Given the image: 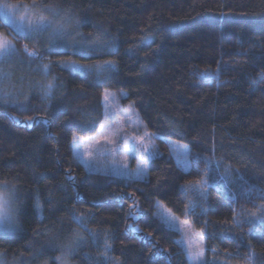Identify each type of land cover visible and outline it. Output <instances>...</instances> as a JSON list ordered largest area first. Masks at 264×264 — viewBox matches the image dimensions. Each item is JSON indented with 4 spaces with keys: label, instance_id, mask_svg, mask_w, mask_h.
Segmentation results:
<instances>
[{
    "label": "trees",
    "instance_id": "obj_1",
    "mask_svg": "<svg viewBox=\"0 0 264 264\" xmlns=\"http://www.w3.org/2000/svg\"><path fill=\"white\" fill-rule=\"evenodd\" d=\"M3 2L56 9L74 26L66 20L71 38L41 49L53 58L50 99L46 86L27 84L17 106L0 98V185L14 191L20 224L0 235V256L18 264H188L178 234L158 216L160 203L186 217L223 261L264 264V0ZM0 36L29 58L24 47L33 41L1 19ZM93 43L102 50L88 58L59 50ZM63 61L115 68L82 75ZM104 92L123 94L118 104L157 137L160 155L146 179L88 173L72 156L74 136L98 131ZM169 142L187 147V170ZM199 182L207 184L202 195L191 189Z\"/></svg>",
    "mask_w": 264,
    "mask_h": 264
},
{
    "label": "rangeland",
    "instance_id": "obj_2",
    "mask_svg": "<svg viewBox=\"0 0 264 264\" xmlns=\"http://www.w3.org/2000/svg\"><path fill=\"white\" fill-rule=\"evenodd\" d=\"M3 4L13 5L5 2H3ZM46 9L47 8L36 6L31 9L29 15L31 16L34 13L45 16L52 21L53 25L63 24L67 34L52 37V28H49L43 33L37 35H23L33 41L31 46L40 53L42 47L46 46V44L55 46L61 43L62 40H69L71 34L68 26L69 24L72 27L74 26L73 22L69 21L71 20L70 18L62 16L56 9L51 8L54 12L46 11ZM24 14L25 6L17 5L13 17L9 19L3 15V7H0L1 21L17 34L20 33L15 30L16 25L22 23L19 17ZM66 20L69 21L68 26ZM48 35L50 37L46 39V36ZM0 39L7 41L16 49L15 55L0 60V98L2 101L9 103V106H17L19 103L16 101L15 96L20 93L22 85L27 84L30 88L36 86L39 87V85H43V88L44 86H47L46 76L42 71H38L37 69L38 66L49 63L53 58L40 55L39 59L30 60L19 54L17 48L3 36H0ZM24 53L26 54L25 51ZM5 92L8 93L7 96H4ZM106 93L110 96V99L107 102L104 100ZM10 94H12L13 97H11ZM116 95L118 97L123 96V94L118 95L113 92H104L102 104L103 121L95 135L86 138H80L78 136L73 137L71 142L72 156L88 173L109 175L126 181L146 179L149 162L160 155L156 147L157 137L144 129L138 116L134 113L130 105L123 106L118 104L115 99ZM145 132L150 134L151 139H144L142 142L136 139L137 137L142 136ZM105 137L109 138L112 143H106L104 140ZM169 146L171 157L174 162L184 170H187L189 168L187 147L173 142H169ZM145 149L148 150L147 153ZM185 151L187 152V155L182 157L180 153ZM89 153H91V156H89ZM85 161L88 162V166H86ZM139 168L146 169V172L142 177L137 176V170ZM195 185L196 186L191 189H193L196 194L202 195L207 184L205 182H199ZM0 193L5 196H11L8 218L0 220V235L17 233L20 231L18 217L19 210L13 191L8 188V186L1 184ZM189 211H191V208L188 209L185 214L187 213L188 215ZM157 212L163 223L178 234V244L185 253L188 264H230L223 261L217 256V254L215 255L214 251H206L202 233L195 229L193 224L187 220L186 217L174 216L160 203H157ZM3 229H8V231L4 232L2 231ZM77 235L80 238L79 241H81L80 234H76L75 239L77 238ZM196 245H199L204 250L199 258L189 251L190 248H194ZM207 252L209 253L208 255ZM70 258L71 256L69 259ZM0 264L18 263L0 256ZM57 264L71 263L67 260H62V262L58 261Z\"/></svg>",
    "mask_w": 264,
    "mask_h": 264
},
{
    "label": "snow or ice",
    "instance_id": "obj_3",
    "mask_svg": "<svg viewBox=\"0 0 264 264\" xmlns=\"http://www.w3.org/2000/svg\"><path fill=\"white\" fill-rule=\"evenodd\" d=\"M0 7H3V15L11 19L14 15L15 10L17 9V5H8V4H3V0H0ZM36 5L33 4L31 6H25V14L21 15L19 17L20 21L22 23L17 24L15 30L20 33L21 35H37L39 33H43L49 28H52L51 36L56 37V36H62L66 35L67 31L64 27L63 24H56L53 25L52 21L46 18L45 16L42 15H37V14H32L31 16L29 13L31 12L32 8H35ZM46 11H52L54 12L53 9L49 8L46 9ZM55 14V13H54ZM77 27H79V22H77ZM145 39H148V37H145ZM54 43V41H53ZM100 45H103V47H109L108 45H104L103 41L100 40ZM51 51V48L48 49ZM61 52H69L71 51V54L73 55H80L83 58H88L90 55L95 54L97 50H102V48H99L96 43L89 44V45H75L73 44L71 47L67 44L61 45L60 49ZM24 51L26 52L27 56L29 59H39L41 53L38 50H29L28 46L25 45ZM16 54V49L7 41L0 39V60H4L6 58H10L11 56ZM64 67L70 68L73 72H79L82 75H86L89 73L92 67H106L108 70L114 69L115 64L113 61H105L104 65H81L78 64L75 61H63L61 62ZM38 71H42L45 76L48 75V72L50 70V63L43 64L42 66H38ZM203 78L208 79L209 75L207 73H202L201 74ZM56 78L53 77V81ZM55 85L53 83H49L45 88H44V99H50L51 98V91ZM8 93L5 92L4 96H7ZM110 99L109 94H105L104 100L107 102ZM107 116V112H106ZM103 127V126H102ZM139 141H143L144 139H151V136L149 133L145 132L143 133L142 136L137 137ZM106 143H112V141L105 137L104 138ZM74 143H75V138H74ZM147 153V149H145ZM180 155L186 156L187 152H182ZM89 156H91V153H89ZM86 166H88V162L85 161ZM146 172V169L144 168H139L137 170V176L142 177ZM14 194V191H13ZM11 205V196H5L4 194L0 193V220H4L8 218V211ZM37 208H39V202H37ZM73 220L80 224L83 227V219L82 217H77L73 216ZM2 231L7 232L8 229H3ZM79 237L77 235V238L75 239L74 242H79ZM107 247V246H106ZM69 252H71V247L68 249ZM189 251L197 256L198 258L202 255L203 253V248H201L199 245H196L194 248H190ZM59 259H64L63 256H61ZM249 261L253 259V254L250 253L248 256Z\"/></svg>",
    "mask_w": 264,
    "mask_h": 264
}]
</instances>
